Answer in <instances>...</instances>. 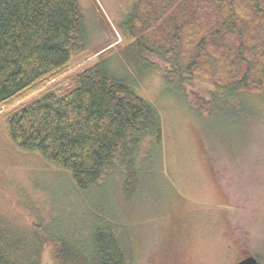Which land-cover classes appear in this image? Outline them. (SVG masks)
Listing matches in <instances>:
<instances>
[{
  "label": "trees",
  "instance_id": "16d2710c",
  "mask_svg": "<svg viewBox=\"0 0 264 264\" xmlns=\"http://www.w3.org/2000/svg\"><path fill=\"white\" fill-rule=\"evenodd\" d=\"M121 27V57L137 71L159 70L166 87L187 100L195 82L209 84L205 96L188 101L209 117L226 124L252 113L251 97H264V0H135ZM86 44L80 0H0V105L65 72ZM129 83L97 59L65 86L7 113L17 147L68 172L94 206L87 202L80 227L0 212V264H130L122 226L102 205L103 190L121 168L125 200L134 199L159 151L162 123Z\"/></svg>",
  "mask_w": 264,
  "mask_h": 264
},
{
  "label": "rangeland",
  "instance_id": "374dc122",
  "mask_svg": "<svg viewBox=\"0 0 264 264\" xmlns=\"http://www.w3.org/2000/svg\"><path fill=\"white\" fill-rule=\"evenodd\" d=\"M134 2L80 0L86 51L73 55L65 72L27 97L0 105V212L21 220L43 216L84 224L89 201L69 173L37 152L19 149L8 135L6 115L46 89L65 86L70 76L103 58L116 75L134 81L129 85L156 107L162 123L159 151L134 199L125 200L121 168L112 171L103 190L102 205L122 226L130 264H236L248 255L264 264V97H251L252 113L225 124L188 103L205 96L209 84L195 82L187 100L166 87L159 70L137 71L120 54L126 42L121 24ZM110 42L100 55L93 54Z\"/></svg>",
  "mask_w": 264,
  "mask_h": 264
},
{
  "label": "water",
  "instance_id": "95a60500",
  "mask_svg": "<svg viewBox=\"0 0 264 264\" xmlns=\"http://www.w3.org/2000/svg\"><path fill=\"white\" fill-rule=\"evenodd\" d=\"M236 264H258V260L254 256L248 255L243 257Z\"/></svg>",
  "mask_w": 264,
  "mask_h": 264
}]
</instances>
